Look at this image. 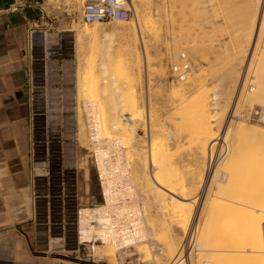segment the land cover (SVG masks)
Wrapping results in <instances>:
<instances>
[{"label": "rangeland", "instance_id": "374dc122", "mask_svg": "<svg viewBox=\"0 0 264 264\" xmlns=\"http://www.w3.org/2000/svg\"><path fill=\"white\" fill-rule=\"evenodd\" d=\"M48 4L51 7H56V8L60 4H63L64 7H66L65 8L66 16L68 14L67 17L64 16L65 17L64 21L60 20L61 18H57L58 19L57 23L63 24L62 27L60 28L63 30H66L62 39L64 41L63 43L64 44V50H63L64 58L63 59L67 62V67H68L67 68L68 70L66 72L68 76L67 87L71 88L75 92V104H74L75 111H74V114L72 112L71 115H75L76 117V124H77V136L76 137H77L78 145L80 148V152L89 161L90 163L89 170L95 178L97 191L95 190V192L91 195H94L97 201L101 203V196L99 193L100 187H99L98 180L96 177L95 168L92 166V163H93L92 155L93 156L95 155L96 157V152L98 155H102V153H105V152L99 153L98 151H96L94 153L95 151L94 143L95 142L91 140L93 132L90 131V128L92 124L94 126L95 125L97 126L98 120L100 119V118L98 119L97 117L102 116L101 118H104L105 121H107V123H105L108 125L106 126L107 129L109 128L112 129V125L110 126V123H113L111 122L112 120L115 119L116 122H118L117 130H115L116 132L113 129L112 131L110 129L107 130V132L108 131L109 133L111 132L109 136L120 138V140H117V141L115 140L116 143H118V141H121L122 138L124 139H127L128 137H129L128 139L132 138V140H123L125 142V147L128 148L129 146V148L128 149L126 148L125 151L122 150L120 147L119 148L113 147L110 141H106L108 143L104 141L103 142L99 141L101 142L99 144V147L101 146L99 151L108 150L110 154H112V151H113L115 152L116 156H119L116 159V164L118 165V168H120L118 173L120 174L126 173V174L123 175V177L118 176V178L120 180L126 178L127 184L129 186V190L111 193L110 196L108 194L106 197H111L112 195H114L121 199L125 198L126 203H127V209L133 214L136 211L138 212V213H135L136 215L135 214L133 215V218L137 220L134 222L136 223L137 228L140 230L138 233H141L142 231L141 234L144 235V240H142L143 242H140V244L145 245L146 247L150 248L149 249L150 253L147 252L148 253L147 255L142 256L144 255L142 254L143 250H138L139 246H137V243L135 242L137 240L131 242L129 241L131 239L128 238L127 240L129 242H127V240H124V241H126L129 244H127L126 242L122 244L121 242L120 243L121 245L120 244L118 245L115 243H118L117 241H121L122 239L119 236L118 240L115 239L113 242L109 241V243H113L112 245L107 244V243L100 244L99 242H96L93 244L92 248L90 249V244L88 245L84 244L83 246H79V250L78 252H76L75 251L76 245L71 240H68L66 241V243H64L62 248L70 250V251H74L73 254L75 255V257L74 259L70 257H66L64 260L71 264L72 263L73 264H121L122 260H123V264H139L140 262H149L150 264H172L171 263L172 259L174 261V259L176 260L178 258V254H179L178 250L180 249V246L182 245V243L188 240L187 238L189 237L190 233L193 235V241L195 239L196 243L197 241L199 243V240L202 239L201 233L203 237L208 238L207 233L208 235H210L209 231L211 232L213 225L214 227L216 226L219 227L218 223H216L215 221L211 222L212 216L214 215V213H216L219 210V209L217 210L216 207L213 208V206L216 203H218L219 200H217L216 202L215 201L212 202V199H213L212 194L214 195L213 192L218 193L217 189H215V186H217V184H220V182L216 181L217 179L216 177H214L213 179H211L210 177H207L208 174L206 173V165H207L206 164V155H207L206 152L208 150L210 142L212 141V139L208 140L205 137V135L207 136L210 134V132L208 131V127H207L209 125L208 123H210L209 130L213 132L214 137L215 136L216 137L219 136L221 138L225 137V140L227 142L229 141L231 142L230 144L229 143L228 144H229V148H231V151H233L234 153L232 154L231 159L235 162V165L238 162L237 166L239 164L241 168V164L243 165L247 163L248 166L250 164L249 166L250 168H248V171L250 169V172H249L250 175L247 173L250 177L245 173L244 167H243L244 170L242 171L243 172L242 177H244V173L250 179L253 177L252 180H250L248 177L245 176L244 182L242 181L243 179L241 180L243 184H241L240 182L239 184H236V187L229 188L231 186L226 185V188H225V186H222L227 191L231 189V192L229 191L228 193L227 191L224 190V193H223V190H221V193L224 194V196H219V197H222L224 201V203H221L223 204L221 208L223 209L224 205L225 207L226 205H228L229 207H234L233 204L236 205V203H233V202L238 201L237 198L241 197L240 194L244 193V191H248L250 193L249 189L245 190L246 188L251 189V187H248L249 185L252 186V188L254 189L256 188V191L258 190L257 189L258 186L259 188H261L260 186L264 185L263 178H262L263 181L260 178L261 183L259 182L260 180H258L259 172H256V174L254 173L255 171H257V169L258 171L260 170L259 167L257 168L253 167L254 165L259 166V163H257V160L259 158L255 156L254 154L253 155L255 157H253V155L251 154L252 158H251V155L249 157V159H251L249 160L250 163H248V159H246L245 161V154H243V152L241 151L242 145H243L241 143L242 140L238 139L237 137H234L235 141H232V134L228 133L227 135V130H226L228 126L240 124L246 127L249 126V127L260 128L264 131L263 126L256 125L253 123H249V124L244 123L241 120L237 119L235 115H232L231 117L235 104H237L235 110H239V108H242V107L251 108L254 106H263L262 103L257 104L254 101L255 97L253 96V98H251V96L256 95L255 93L259 91L258 90L259 88L255 87L257 85L255 84L256 82H254L255 79L253 78V75H254L253 70L255 67L254 64L257 62L256 61L257 58L256 60H254L255 57H257L256 55H260L259 53L264 52V48H262V45L264 44V40L262 37H264L263 36L264 34H261L262 37H260L259 40L257 41L256 29L254 28V30H251L252 29L251 25H252V22L254 21L252 19L253 17L255 18V25H256V22L259 16H261L262 19L264 20V12H263L264 11V0H159V1L158 0H143L142 4H143V8L145 12L142 10L143 9L142 4H140L141 6L140 8L142 9H140L139 7H136V9L139 8L143 16L146 14L145 19L147 18L149 21L148 20H144V21L145 23L147 21L149 23L147 25V28L145 27L146 25L143 26L144 25L143 24L141 25L142 27L141 26L139 27L140 30H136V34H137L136 43L137 44L135 48L138 53V58L134 57L133 55L132 56L126 55L125 57V55L123 56V55L114 53L109 58L110 63H108L105 74H102L103 76H100L101 74H99L101 70H98L99 68H96L95 77H94L96 84L94 87H92L94 88V90L92 88H89V90L91 89V91L88 92L89 94H93L91 96H95L94 103L96 107L93 103V105H91L90 108L88 105L84 104V101L82 99H77L76 97L75 69L77 66H79L82 63V61L78 62L76 58L74 36L72 32L68 31L69 28L75 29L77 27L78 29H80L83 25L79 22V18L77 15L80 1L79 0H50ZM137 4H139V2L137 3V0H136L135 5L137 6ZM156 5H158V7L159 6L161 7L159 8L160 11L156 7ZM44 9H46V4L44 5ZM157 11L161 13H158ZM261 11H262V15L260 14ZM154 15L157 17H155ZM148 16H151V18L149 19ZM181 16H183V18ZM134 17H135V14L134 12H132L131 17L129 19L134 21L136 19V18L134 19ZM130 20H127L126 22H123V23L125 24L129 22ZM150 20H151V23H150ZM101 24L103 25L104 28L106 26L105 29H111V27L112 28L116 27V29H119L120 31V26H119L120 23H118L119 25L117 23H101ZM117 26L119 28H117ZM148 27L152 29H148ZM145 29H147V31H145ZM72 31L74 32V30ZM139 31H142V32H139ZM251 31H252L251 33L252 36L248 35L250 34ZM263 33H264V30H263ZM121 43H122V47L126 45V44H123V42L119 39L114 40L113 42L114 51L115 50L117 51V49L120 48L119 46L121 45ZM253 45H256L257 47L255 48V46L253 47ZM253 48L256 50H254ZM181 54H185L184 56L190 64L189 67L191 70H189L190 72H189V76L187 79H191L192 81L195 82L196 85L191 86V87H185V91L184 93L182 92L183 93L182 96L179 98H175L176 101L174 100V102L176 103L172 104L171 102H169L171 101L169 100V98H172V92L176 88H178L181 84L185 83V81L184 82L172 81L169 68H170V64L178 61V58ZM252 56L254 59L253 61H250ZM250 62H251V65L249 64ZM82 65L84 64H81V67H83ZM232 77H234V79L236 80L235 81L236 83L233 81L234 79ZM228 78L231 79L232 82H234L235 84L232 82L229 83ZM228 83L233 84V85H231L230 87V85H227ZM114 84L115 86H113ZM197 84L199 85L197 86ZM248 88L251 89V91H249ZM101 89H105L104 93L102 92ZM226 91H229V92H226ZM127 92L131 93V95H132V92L134 94L132 95L135 97V100H136V106L134 110H137L138 114L140 113L139 117L142 116L141 118L138 117L137 118L138 120L135 119L133 115L131 116L130 112L126 111L127 108L129 109V107H127V104L125 105L122 103V106H121L122 101L119 98V95H123V96L125 95L128 97L130 94L127 95ZM240 92L242 93L240 94ZM238 95L240 96V98H238ZM244 95L246 97H244ZM86 96H89V95H86ZM192 97L198 98V100L197 98H194L196 99V102H199L200 100L202 101L203 99L202 103L200 102L199 104L200 105L202 104L204 106V109H206L205 110L206 112L204 114L205 119L207 117L208 118L210 117L209 122L208 120L207 121L205 120L207 126H204V130H203V131H206L205 130V127H206L209 133L206 131V133L202 135L203 137L201 136L203 139L200 137L201 133L203 132H201L199 136L198 134H196L198 138L193 136V134L190 132V129H191V131L194 133L195 130H193V128L195 129L198 128L199 127L198 124L202 122V119H200L202 117L200 115H197L196 117H199L201 122L198 118L195 117L196 120H198V122L191 121L192 124L191 122L189 123L188 122L189 120H193L191 114H190L191 119L189 118V120H184L186 122H181V120H183L182 116H185L187 114L185 111L186 114L182 115V113H184L183 109L186 110L187 108V111L191 110L190 105L194 104V103L191 104L190 102L193 99ZM224 97H229L228 98L229 105H225L224 100H226V98ZM242 97L245 99L243 100ZM110 98H113V99H110ZM182 98L186 101L182 102ZM237 99H240V100H237ZM251 99L252 100L254 99V100L252 101ZM187 100L190 102L189 103L190 105H187L188 103ZM222 101H224L223 102L224 104L222 103ZM183 103H186L185 104L187 105L186 108H184L185 105H183ZM242 103H243V106H241ZM220 105L221 107L223 106L226 107L225 112L222 113L220 111L221 109V107H219ZM181 106L183 108H180ZM97 107H99V110ZM89 109H91V113H89L90 112ZM149 110H150V113H149ZM179 111L181 112L182 116L179 115L180 113ZM190 112H192V110ZM151 113L153 114L151 115ZM170 113L173 114L174 116L171 115ZM87 114L88 116L91 115V117L88 118ZM195 115L196 114L194 113L193 117ZM90 118L92 119L93 123ZM170 119L171 121H169ZM130 120H133V122L129 126L128 123H130L129 122ZM109 121L110 123H108ZM187 122L189 123L190 126L188 125ZM205 122H204V125H205ZM183 123L184 124L186 123V124L184 125ZM193 123H197L196 124L197 126L195 125L196 126L195 127ZM181 124H182V127L184 128L183 130L179 128ZM129 127L134 131L132 134H129V132L127 133V131H129L130 129ZM150 128L153 132L150 130ZM183 131L185 132L183 133ZM148 132H150L151 134ZM210 135L207 137L210 138ZM216 137L215 138L211 137V138L215 140ZM151 138L152 140L154 138L158 140L162 138L161 139L162 142H160V140L159 142L164 144V146L160 143H157L158 142L157 140H156V144H160L164 149L160 147L159 145L154 146L152 140L150 141ZM155 139L153 140L154 142H155ZM205 139L207 141H205ZM151 144H153L152 146L153 148L151 147ZM136 146L139 148H137ZM154 147L156 149H158L159 147L160 148L156 150ZM134 148L140 149L142 151L137 152L138 153L137 154L134 151ZM149 149L151 150V152H154V150L155 152L152 154L149 152L150 151ZM160 150L166 153V155L167 153L171 154V158H172L170 159L171 167H174L175 169L178 170V172H180V175H179L180 177L179 176H178L179 178L177 177V179H179L180 181L176 179L174 180V183L178 186H175L173 183V186L175 187L174 188L175 191L179 189V191H177L178 193L174 191V195L177 194L175 198L179 202L173 201L172 202L173 208L175 207V209L178 210V209H181V207L184 206V204L186 205L188 203L186 205V208L188 209L187 213L181 209L182 211H179V210L176 211L177 213L179 212L178 213L179 215L177 214L176 216L174 215V213H176L174 211L175 209H173L172 210L173 215L171 213L168 216L165 215L166 213L162 212L160 206L158 207L159 203L157 202V200L155 201L154 192H153V189L151 188L152 187L151 184L150 186H148V184L146 183L143 184L145 171H144V168L142 167L143 166L142 162L146 160V162L148 161L149 163L151 160L154 161L155 159L157 160H159V158L161 159L162 152ZM156 151H159V153L160 152L161 153L160 154L158 152L156 153ZM236 151L240 155H236L235 153ZM239 151H241L242 154L241 152L239 153ZM139 153H142L143 156L139 155ZM148 154L149 155L152 154L153 156H149ZM156 154L161 155V156H158ZM151 157L152 158L154 157V159H152ZM148 158H150L151 160H149ZM252 159L256 161L257 164H255L254 161L252 162ZM232 160H231V163L234 164ZM224 161L221 163L220 169L225 174H227L232 170V166L224 164ZM153 165L156 168L157 163L155 162ZM236 169H238V167ZM246 178L248 180H246ZM256 178L258 181H256ZM209 179H211L212 181H210ZM249 180H250V183L249 185H247L248 183L246 181H249ZM177 187L178 189H176ZM179 187L182 190L181 192H180ZM170 194L171 192L164 193L165 196L168 195L164 198H166V200L168 198V200L170 201V198H169L171 197ZM180 195H181V198H180ZM133 196H135V198ZM249 196L250 195L247 194V196H245L244 198L247 197L246 199L249 200L248 199ZM253 196H255V194H253ZM252 197H249V198H252ZM242 198H243V195H242ZM230 205H233V206H230ZM211 207L212 209L210 210ZM210 211H212L211 214H209ZM183 213L186 215H184ZM83 215H86V212H83ZM164 216L165 217L167 216L168 218L167 217L165 218ZM96 217L97 216H95L94 218L92 217L88 220V221L92 220L93 224L92 223L88 224V222L86 221L85 227H91L92 228L91 230L95 231L94 226L96 225L95 224ZM223 220L224 219L221 218V221ZM230 225H233V224L230 223ZM70 227L72 228V226ZM205 229L207 233L203 232L205 231ZM203 233H206V235H204ZM91 235L99 238L97 234L94 232H91ZM92 238L90 237L89 240H91ZM120 248H124L123 259L118 258L120 254L117 256V253L119 252ZM106 249L113 250L114 252L113 257L106 258V257H98L96 255L97 253L103 250H106ZM168 250L171 252V253L169 252L171 254L170 257L168 256L169 254L167 252ZM228 260L229 258L227 259L224 258V262L222 261L223 264H227L225 262H228ZM204 261L206 264L207 262L208 264H210L209 253H207L206 251L205 252L201 251V248L200 250H197L195 247V249L190 253L189 264H203L202 262ZM219 264H222V263L220 262Z\"/></svg>", "mask_w": 264, "mask_h": 264}, {"label": "crops", "instance_id": "0c3cea01", "mask_svg": "<svg viewBox=\"0 0 264 264\" xmlns=\"http://www.w3.org/2000/svg\"><path fill=\"white\" fill-rule=\"evenodd\" d=\"M49 1L40 0L39 20L37 8L13 13L0 0V264H71L64 259L74 251L62 246L76 245V204L97 191L71 115L66 30L57 23L66 7Z\"/></svg>", "mask_w": 264, "mask_h": 264}, {"label": "bare ground", "instance_id": "6f19581e", "mask_svg": "<svg viewBox=\"0 0 264 264\" xmlns=\"http://www.w3.org/2000/svg\"><path fill=\"white\" fill-rule=\"evenodd\" d=\"M159 1V0H158ZM135 2H136V0H131V4H132V12H134V14H135V17H134V21L133 20H130L129 22H127V23H123V22H120V31H119V29H116V27H114V28H112L111 27V29H105L106 28V26H105V28L103 27V25L101 24V23H94V24H92L91 26L89 25V26H87V25H82V27L80 28V29H78L77 27L74 29H72V30H74V32H75V46H76V58H77V60H78V62H81L82 61V63L81 64H84V65H82L83 67H81V64L77 67V76H78V79H77V88H78V92H79V96H80V99H82L83 101H84V104H86V105H88L89 106V108L91 107V105H93V103H94V97L95 96H91V95H93V94H89L88 92L89 91H91V89L89 90V88H92V87H94L95 86V80H94V77H95V72H96V68H99L98 70H101V72L99 73V74H101L100 76H103L102 74H105V72H106V69H107V66H108V63H110L109 62V58L112 56V54H114V53H117V54H119V55H125V57H126V55H128V56H134V57H137L138 58V53H137V51H136V38H137V34H136V30H140L139 29V27L141 26V25H143V26H145L146 28H147V25H148V19L146 18L145 19V17H146V14L143 16V14L141 13V11H140V9H142L143 8V4H142V2H143V0H137V3L139 2V4H137V6L135 5ZM147 2V1H146ZM149 3V2H148ZM140 4H142V8H140L141 6H140ZM146 4V3H145ZM257 4V3H256ZM160 5V4H159ZM155 6V5H154ZM194 6V5H193ZM136 7H139V8H137L136 9ZM150 7V6H149ZM156 7L159 9V8H161L160 6L158 7V5H156ZM164 7H166V6H164ZM153 8V7H152ZM151 9V8H150ZM154 9V8H153ZM143 11H144V8L142 9ZM263 10V9H262ZM151 11V10H150ZM159 11H160V9H159ZM159 11H157L158 13H161V12H159ZM145 12V11H144ZM148 12V11H147ZM154 12H156V11H154ZM264 12V11H263ZM152 14V13H151ZM153 14H155V13H153ZM170 14V13H169ZM180 14V13H179ZM202 14V13H201ZM261 15H262V11H261V13H260ZM147 15H148V13H147ZM181 15V14H180ZM256 15V14H255ZM155 16V15H154ZM185 16V15H184ZM257 16V15H256ZM155 17H157V16H155ZM179 17V16H178ZM182 18H183V16H181ZM260 17L261 16H259V18H258V20H257V22H256V25H255V18L253 17L252 19L254 20L253 22H252V25H251V30H254V28L256 29V32H257V41L259 40V38L260 37H262L261 36V34H264L263 33V30H264V20L262 19V17H261V19H260ZM148 18L150 19L151 18V16H148ZM144 20H148L146 23H145V21ZM151 20H153V19H151ZM151 20H150V23H151ZM176 20V19H175ZM153 22V21H152ZM251 23V22H250ZM115 26V25H114ZM250 26V25H249ZM72 27H74V26H72ZM142 27V26H141ZM144 27V28H145ZM117 28H119L118 26H117ZM154 28V27H153ZM250 28V27H249ZM148 29H152V28H149L148 27ZM144 30V29H143ZM142 30V31H143ZM142 31H139V32H142ZM145 31H147V29H145ZM144 33V32H143ZM251 33H252V31L250 32V34H248V35H251ZM142 34V33H141ZM252 36V35H251ZM250 36V37H251ZM264 36V35H263ZM250 37H248V38H250ZM247 38V37H246ZM263 38V40H264V37H262ZM115 39H119V40H121L122 42H123V44H126L124 47H122V43H121V45L119 46L120 48H115V49H117V51L115 50L114 51V47H113V42H114V40ZM250 40V39H249ZM246 41V40H245ZM256 41V42H257ZM257 45V44H256ZM256 45H253V47L255 46V48L257 47ZM264 46V44L262 45V48H264L263 47ZM117 47V46H116ZM239 49V48H238ZM254 49V48H253ZM254 50H256V49H254ZM139 51V50H138ZM260 55H256L257 57H255V59L253 58V56L251 57V60L250 61H253V59L254 60H256V58H257V62L254 64V75H253V78L255 79V81L254 82H256L255 84L257 85V86H255V87H257V88H259L258 90V92H256L255 94L256 95H252L251 96V98H253V96L255 97L253 100L257 103V104H259V103H262L263 104V106H261V107H264V52H261V53H259ZM185 54H181L180 56H179V58H178V61L177 62H175V63H178L179 62V60H182V62H184V63H186L187 64V67H188V73H186V75H184V77H182L180 80H176V81H178V82H184L185 81V83H183V84H181L178 88H176L173 92H172V98H169V100H171V101H169V102H171L172 104H174V103H176V102H174V100H175V98H179V97H181L182 96V94L184 93V91H185V87H191V86H195L196 84H195V82L194 81H192L191 79H187L188 78V76H189V70H191L190 69V67H189V62H188V60L185 58V56H184ZM242 55V54H241ZM184 56V58L183 59H180V57H183ZM120 57V56H119ZM124 57V58H125ZM174 57V56H173ZM114 58V57H113ZM130 59V58H129ZM135 59V58H134ZM234 59V58H233ZM136 61V60H135ZM139 61V60H138ZM254 63V62H253ZM250 65H251V62L249 63ZM174 65H178V64H174ZM231 67V66H230ZM249 68V67H248ZM115 69V68H114ZM236 69V68H235ZM97 70V71H98ZM109 70V69H108ZM120 70V69H119ZM122 71V70H121ZM116 72V71H115ZM119 73V72H118ZM191 75H193V74H191ZM105 76V75H104ZM115 76V75H114ZM193 77V76H192ZM233 79H234V77H232ZM97 79V78H96ZM229 79V78H228ZM187 80V81H186ZM231 79H229V83L230 82H232V80L230 81ZM234 82L236 81L235 79L233 80ZM228 82V81H227ZM234 82H232V83H234ZM227 84V85H230V87H231V85H233V84ZM236 83V82H235ZM234 83V84H235ZM111 84V83H110ZM243 84V83H242ZM199 84H197V86H198ZM203 85V84H202ZM201 85V86H202ZM97 86V85H96ZM112 86V85H111ZM113 86H115V84L113 85ZM226 88H228V87H226ZM93 90H94V88H92ZM96 89V88H95ZM188 89V88H187ZM198 89V88H197ZM249 89V88H248ZM102 90V92L104 93V91H105V89H101ZM114 90H115V88H114ZM225 90V89H224ZM247 90V89H246ZM253 90V89H252ZM233 91V90H232ZM249 91H251V90H249ZM102 92H101V94H102ZM113 92H115V91H113ZM183 92V93H182ZM226 92H229V91H226ZM225 92V93H226ZM231 92V91H230ZM242 92H240V94H241ZM82 94V95H81ZM128 94H130L128 97L127 96H123V95H119V98L121 99V106H122V103L123 104H127V107H129V109L127 108L126 109V111L127 112H130V115L132 116L133 115V117L135 118V119H137L139 116H140V113L138 114V111L137 110H134L135 109V106H136V100H135V97L134 96H132V95H134L133 94V92H132V95H131V93H129V92H127V95ZM232 94V93H231ZM230 94V95H231ZM239 94V95H240ZM245 94V93H244ZM86 95H89V96H86ZM226 95V94H225ZM228 95H229V93H228ZM227 95V96H228ZM238 95V98H240V96ZM247 95V94H246ZM84 96H86V97H84ZM117 96V95H116ZM196 96V95H195ZM222 96V95H221ZM243 96V95H242ZM93 97V98H92ZM185 97V96H184ZM198 97V96H197ZM197 97H194V98H197ZM230 97V96H229ZM229 97H224V98H226V100H224V99H222V100H224V101H222V103L224 102L225 103V105H229ZM244 97H246L245 95H244ZM193 98V97H192ZM193 98V99H194ZM200 98V97H199ZM243 98V97H242ZM110 99H113V98H110ZM167 99V98H166ZM191 100L190 102H191V104H193V105H190L189 103V101H188V103H187V105H190L191 106V110H192V112H190L191 110H188L187 111V108H186V106L187 105H185L186 103H183V105H185V107L184 108H186V110L185 109H183V112L184 113H182V115L184 114H186L185 116H182L181 115V112L180 111H182V110H180L179 112V115H181L182 117H183V120H181L182 119V117H181V119H179V120H181V122H186V121H184V120H189V118L191 119V115H192V118H193V120H189L188 122L190 123L191 121H197L198 122V120H196V118H198L199 119V117H196L197 115H200L202 118H200V119H202V122H201V120H200V124H198L199 125V127L198 128H193V130H195L194 131V133L191 131V129H190V132L193 134V136H195L196 138H198L197 137V135L196 134H198V136H199V134L201 133V132H203V133H201V135H200V137L203 135V134H205L206 133V131H207V128L205 127V130L206 131H203L204 130V126H207V124H206V122H205V120L207 121L208 120V122H209V118L207 119H205V110L206 109H204V106L201 104H199L200 102L202 103V101H203V99H202V101L200 100L199 102H196V99H194V100ZM245 98H243V100H244ZM250 99V98H249ZM173 100V101H172ZM197 100H198V98H197ZM216 100V99H215ZM237 100H240V99H237ZM242 100V99H241ZM252 100V99H251ZM252 100V101H253ZM176 101V100H175ZM184 101H186V100H184L183 98H182V102H184ZM194 101V102H193ZM206 101V100H205ZM220 101V100H219ZM196 102V103H195ZM215 102V101H214ZM218 102V101H217ZM236 102H238V101H236ZM170 103V104H171ZM223 103V104H224ZM243 103H244V101H243ZM243 103L241 104V106H243ZM113 104V103H112ZM180 104H182V103H180ZM216 104V103H215ZM94 105H95V103H94ZM219 105V104H218ZM222 105V104H221ZM221 105L219 106V107H221ZM236 105L237 104H235V107H234V110L232 111V114H231V117H232V115H236L235 113H237V110H235V108H236ZM169 106V105H168ZM180 107V108H183V107ZM189 106V107H190ZM214 106V105H213ZM95 107H96V105H95ZM113 107V106H112ZM207 107V106H206ZM218 107V108H219ZM225 106H223V107H221V109H220V111L223 113V112H225L226 110V107L224 108ZM240 107V106H239ZM238 107V108H239ZM98 108V110H99V107H97ZM96 109V108H95ZM123 109V108H122ZM154 109V108H153ZM168 109V108H167ZM88 110V109H87ZM94 110V109H93ZM124 110V109H123ZM170 110V109H169ZM219 110V109H218ZM89 113H91V109H89ZM185 111H186V113H185ZM219 111V112H220ZM103 112V111H102ZM100 113V112H99ZM149 113H150V110H149ZM196 114L194 117H193V114ZM92 114H94V113H92ZM118 114V113H117ZM129 114V113H128ZM153 113H151V115H152ZM167 114V113H166ZM171 114V113H170ZM191 114V115H190ZM90 115V114H89ZM103 115V114H102ZM122 115V114H121ZM147 115H148V113H147ZM171 115H173V114H171ZM189 117H188V116ZM93 116V115H92ZM101 116V115H100ZM174 116V115H173ZM89 117H91V115L89 116ZM97 117V116H96ZM102 117V116H101ZM101 117H97L99 120H98V125L95 127L93 124L91 125V128H90V131H92L93 133V135H92V137H91V140H93L95 143H94V146H95V151H94V153L96 152V151H98L99 153H101V152H105V153H102V155H98L97 154V152H96V158H97V162H98V166L100 167V169L102 168L103 169V167H105V165H104V160H109L108 161V164H109V167H110V169H111V172H113L112 173V179H114V180H120L119 178H118V176H120V177H123V175H125L126 173H122V174H120V173H118L119 172V170H120V168H118V165L116 164V159L119 157V156H116V154H115V152H113L112 151V154H110L109 153V151L108 150H105V151H99L100 150V148H101V146L99 147V144L101 143V142H99V141H104V142H106V141H110V143L112 144V146L113 147H120L122 150H126V148L127 147H125V142L123 141V140H132V138L131 139H124V138H122L121 139V141H118V143H116L115 142V140L117 141V140H120V138H118V137H112V136H109L110 134H111V132L109 133V131L107 132V130H109V129H107V127L106 126H108L107 124H105V123H107V121H105V119L104 118H101ZM142 117V116H141ZM141 117H139V118H141ZM180 117V116H179ZM196 117V118H195ZM214 117V116H213ZM154 118V117H153ZM186 118V119H185ZM194 118H195V120H194ZM91 119V118H90ZM132 119V118H131ZM212 119V118H211ZM218 119V118H217ZM138 120V119H137ZM222 120V119H221ZM220 120V121H221ZM235 120V119H234ZM80 121V120H79ZM91 121H92V119H91ZM100 121V122H99ZM168 121V120H167ZM169 121H171V119L169 120ZM219 121V122H220ZM111 122H113V123H110V121L108 122V123H110V126L112 125V129L115 131V130H117V124H118V122H116V120L114 119V120H112ZM130 123H128L129 124V126L132 124V122H133V120H130L129 121ZM174 122V121H173ZM179 122V121H178ZM187 122V123H188ZM204 122H205V125H204ZM92 123H93V121H92ZM96 123V122H95ZM156 123V122H155ZM189 123H188V125H189ZM245 123V122H244ZM174 124V123H173ZM184 124V123H183ZM186 124V123H185ZM184 124V125H185ZM191 124H192V122H191ZM197 123H193V125L195 126ZM201 124H202V126H201ZM209 125H210V123H208ZM249 124V123H248ZM175 125V124H174ZM177 125V124H176ZM209 125L207 126L208 127V131L210 132V134H211V132L212 131H210L209 129ZM230 125H231V123H230ZM148 126V125H147ZM178 126V125H177ZM180 126V125H179ZM190 126V125H189ZM188 126V127H189ZM197 126V125H196ZM195 126V127H196ZM201 126V127H200ZM149 127V126H148ZM185 127V126H184ZM130 128V127H129ZM151 128H153V127H151ZM151 128H150V130H151ZM176 128H178V127H176ZM181 130H183L184 128L182 127V124H181V126L179 127ZM187 128V127H186ZM191 128V127H190ZM83 129V128H82ZM112 129H110L111 131H112ZM144 129V128H143ZM146 129V128H145ZM179 129V130H180ZM156 130V129H155ZM176 130V129H175ZM178 130V131H179ZM180 130V131H181ZM227 130V135H228V133H231L232 134V141H235L234 140V137H237L238 139H240V140H242L241 141V143L243 144L242 145V149H241V151L243 152V154H245V161H246V159H248V163H250L249 162V160H251V159H249V157H250V155L252 154H254L255 156H257L259 159L257 160V163H259V166H255L254 164H252V165H254L253 167H259V171H258V169H257V171H255L254 173L256 174V172H259L258 174H259V179L258 180H260L259 182L261 183V179L263 178L264 179V131L262 130V129H260V128H256V127H246V126H242V125H240V124H236V125H232V126H228V128L226 129ZM84 131V130H83ZM149 131V130H148ZM152 131V130H151ZM150 131V132H151ZM160 131V130H159ZM207 131V132H208ZM116 132V131H115ZM120 132V131H119ZM129 132V134H132L134 131L130 128L129 129V131H127V133ZM150 132H148V133H150ZM153 132V131H152ZM185 131H183V133H184ZM208 132V133H209ZM155 133V132H154ZM151 134V133H150ZM149 134V135H150ZM179 134V133H178ZM190 134V133H189ZM191 134V135H192ZM209 134V135H210ZM159 135V134H158ZM209 135H207V136H209ZM151 136V135H150ZM149 136V137H150ZM154 136V135H153ZM206 135H205V137L209 140V139H212V141L210 142V141H208V142H210V144H209V147H208V150H207V152H206V173L208 174V176L207 177H210L211 179H213L214 177H216L217 179H216V181H218V182H220V184H217V186H215V189H217V191H218V193H216V192H213L214 193V195L212 194V197H213V199H212V202H216L217 200H219V202L218 203H214L215 205L213 206V208H217V212L216 213H214V215L212 216V220H211V222L212 221H215L216 223H218V225H219V227L218 226H216V227H214V225H213V228L215 229H213L212 227V230H211V232L209 231V233H210V235H208V233H207V231H206V229H205V231H203V232H206L207 233V236H208V238L207 237H203V235H202V233H201V236H202V239L201 240H199V243H198V241H197V243H196V241H195V239H194V241H193V245H192V249H191V252L195 249V247H196V249L197 250H200V248H201V251H206L207 253H209V255H210V264H219L220 262L223 264V262H224V258H229V260H228V262H225V263H230V264H264V242H263V239H262V235H261V229H262V224L264 223V185H262V186H260L261 188H259V186H258V190L256 191V188L254 189V188H252V186H250L249 185V183H250V180H252V178L250 179L249 177V172H250V169H249V171H248V168H250L249 166H250V164H249V166H248V164L247 163H245V161H244V163L245 164H241V168H240V166H239V164H238V166H237V163H236V165H235V162L231 159L232 158V154H234L233 153V151H231V148H229V144L231 143L230 141L229 142H227L226 140H225V137L224 138H221V137H216V139L215 140H213V138H215L214 136H213V132H212V134L210 135V138H208ZM84 137V136H83ZM126 137V136H125ZM175 137V136H174ZM203 137V136H202ZM201 137V138H202ZM211 137H213V138H211ZM85 138V137H84ZM193 138V137H192ZM147 139V138H146ZM155 139V138H154ZM153 139V140H154ZM162 139V138H161ZM161 139H159L160 140V142H162L161 141ZM171 139V138H170ZM203 139V138H202ZM152 140V138L150 139V141ZM152 140V142H153V144H154V146H160V147H162L160 144H162V143H160L159 142V140L158 139H155V142ZM156 140L158 141L157 143H160V144H156ZM197 140V139H196ZM195 140V141H196ZM231 140V139H230ZM205 141H207L206 139H205ZM113 142H115V143H113ZM132 142V141H131ZM130 142V143H131ZM207 142V143H208ZM106 143H108V142H106ZM135 143V142H134ZM150 143V142H149ZM176 143V142H175ZM204 143V142H203ZM229 143V144H228ZM126 144H128V143H126ZM145 144V143H144ZM153 144H151V147L153 146ZM93 145V144H92ZM163 146H164V144H162ZM84 146V145H83ZM93 146V147H94ZM146 146V145H145ZM144 146V147H145ZM103 147V146H102ZM132 147V146H131ZM137 147V146H136ZM141 147V146H140ZM147 147V146H146ZM159 147V148H160ZM128 148H129V146H128ZM127 148V149H128ZM137 148H139V147H137ZM150 148V147H149ZM153 148V147H152ZM152 148H151V150H152ZM155 148V147H154ZM158 148V149H159ZM163 148V147H162ZM161 148V149H162ZM165 148H166V146H165ZM106 149V148H105ZM132 149V148H131ZM145 149V148H144ZM156 149V148H155ZM158 149H156V150H158ZM164 149V148H163ZM150 150V149H149ZM151 150L149 151L150 153H154L155 152V150H154V152H151ZM134 151L137 153V152H140V151H142V150H140V149H135L134 148ZM161 152H162V150H160ZM238 151V150H237ZM237 151L235 152L236 153V155H240V154H238L237 153ZM241 151H239V153L241 152ZM143 152H144V150H143ZM142 152V153H143ZM159 153V151H156V153ZM160 152V153H161ZM242 152H241V154H242ZM135 153V154H136ZM142 153H139V155H142L143 156V154ZM159 153V154H160ZM134 154V153H133ZM138 154V153H137ZM152 154H148L149 156H153ZM163 154H165V155H163ZM125 155V154H124ZM145 155V154H144ZM156 155H158V154H156ZM170 156V158H169V156ZM252 155H251V158H252ZM253 155V157H255ZM129 156V155H128ZM158 156H161V155H158ZM157 156V157H158ZM235 156V155H234ZM112 157V158H111ZM136 157V156H135ZM146 157V156H145ZM144 157V158H145ZM169 159H168V158ZM176 157V156H175ZM152 158V157H151ZM156 158V157H155ZM234 158V157H233ZM244 158V157H243ZM129 159V158H128ZM149 160H151L150 158H148ZM152 159H154V157L152 158ZM170 159H172L171 158V154H168L167 153V155H166V153H164V152H162V156H161V159L159 158V160H157V159H155L154 161L153 160H151L149 163H148V161L146 162V160L144 161V162H142V167L144 168V171H145V176H144V183L143 184H148V186H150V184H151V188L153 189V192H154V197H155V201L157 200V202L159 203V205H158V203H157V205H158V207L160 206V208H161V210H162V212H164V213H166L165 215H170V213L172 214V210L173 209H175V207L173 208V205H172V202L173 201H176V202H179V201H177V199L175 198V196L177 195L176 193H178L177 191H179V189H178V187L176 188V189H178L177 191H175V187L173 186V183H174V180L176 179V180H178V181H180L179 179H177V177L180 175V172H178V170L177 169H175L174 167H171V163H170ZM142 160V159H141ZM140 160V161H141ZM225 160V161H224ZM231 160L234 162V164H232L231 163ZM241 160H243V159H241ZM256 160V159H255ZM260 160V161H259ZM122 161V160H121ZM224 161V164H227V165H231L232 166V170L229 172V173H227V174H225L221 169H220V165H221V163ZM254 160L252 159V162H253ZM259 161V162H258ZM157 163V166H156V168H155V166L153 165L154 163ZM255 162V164H257L256 163V161H254ZM174 163V162H173ZM261 163V164H260ZM247 164V165H246ZM120 165H122V164H120ZM147 165H148V167H147ZM251 165V166H252ZM261 165V166H260ZM173 166V165H172ZM238 167V169H236ZM245 168V170H244V168ZM243 168V169H242ZM252 168V167H251ZM242 169V170H241ZM253 169V168H252ZM245 171V173L249 176H247V175H245V173H244V177H242V174H243V172L242 171ZM254 170H256V169H254ZM248 171V172H247ZM150 175V177H149V175ZM129 175V174H128ZM254 175V174H253ZM212 176V177H211ZM245 176L246 177H248L250 180L249 181H246L248 184L247 185H249L248 187H251V189L250 188H246L245 190H247V189H249L250 190V193L248 192V191H244V193H242V194H240L241 195V197H238L237 199H238V201L236 202V201H234L233 203H236V205L235 204H233L234 205V207H229L228 205H226V207H225V205L223 206L224 208L222 209L221 207H222V205L223 204H221V203H224V201H223V199H222V197H219V196H224V187H222V186H225V188H226V185H228V186H231V187H229V188H232V187H236V184H239L240 182H241V184H243L242 183V181L244 182V178H245ZM251 176H252V174H251ZM180 177V176H179ZM178 177V178H179ZM257 177V178H258ZM132 178V177H131ZM257 178H256V181H258L257 180ZM261 178V179H260ZM211 179H209L210 181H212ZM243 179V180H242ZM263 179H262V181H263ZM130 180V179H129ZM242 180V181H241ZM246 180H248L247 178H246ZM110 183V181L109 182H107V184H109ZM178 183H180V182H178ZM263 183V182H262ZM223 184V185H222ZM246 184V183H245ZM264 184V183H263ZM174 185L175 186H178V185H176L175 183H174ZM180 185V184H179ZM182 185V184H181ZM235 185V186H234ZM185 186V185H184ZM254 187V186H253ZM255 187H256V185H255ZM263 187V188H262ZM150 188V187H149ZM180 188V187H179ZM181 188H182V186H181ZM181 188H180V192L182 191L181 190ZM221 188H223V189H221ZM242 189V188H241ZM254 189V190H253ZM221 190H223V193H221ZM174 191L176 192L175 194L176 195H174ZM225 191H227V190H225ZM229 191L231 192V189H229ZM229 191H227L228 193H229ZM170 193L171 192V194H170V196L171 197H169L170 198V201L168 200V198H167V200H168V202H167V200H166V198H164V197H166V196H168V195H164V193ZM227 192H226V194H227ZM252 192V193H251ZM223 194V195H222ZM247 194H249L250 196L249 197H252L253 196V194H255V196H253L252 198H249L248 197V199L249 200H247L246 198H244L245 196H247ZM108 194L107 193H105V196H107ZM182 195V194H181ZM181 195H180V198H181ZM242 195H243V198H242ZM114 196V195H113ZM178 196H179V194H178ZM134 198H135V196H133ZM183 198V197H182ZM134 200V199H133ZM185 201H186V199H185ZM134 202V201H133ZM132 202V203H133ZM177 204V203H176ZM175 204V205H176ZM179 204V203H178ZM182 204H183V202H182ZM182 204H180V205H182ZM188 204V203H187ZM186 204V205H187ZM212 204V203H211ZM157 205H156V207H157ZM186 205L184 204V206H182L181 207V209L184 211V212H186L187 213V211H188V209L186 208ZM233 205H230V206H233ZM178 206V205H177ZM176 206V207H177ZM228 206V207H227ZM181 209H178L179 211H182ZM212 209V207L210 208V210ZM149 210V209H148ZM178 210H174L175 212L176 211H178ZM189 210H191V209H189ZM216 210V209H215ZM135 211V210H134ZM83 212H86V215H83ZM161 212V213H162ZM135 213H138L137 211L135 212ZM134 213V214H135ZM174 213V212H173ZM179 213V212H178ZM177 212L176 213H174V215H176L177 216V214H178ZM212 213V211H210L209 212V214H211ZM133 214V213H132ZM133 214V215H134ZM184 214V213H183ZM136 215V214H135ZM137 215H139V214H137ZM173 215V214H172ZM171 215V216H172ZM179 215V214H178ZM181 215H182V213H181ZM184 215H186V214H184ZM99 216V217H98ZM95 219V231L93 230H91L92 228L91 227H85V225H86V221L88 222V220L90 219V217H89V212L87 211V210H84V211H82L81 213H80V217H79V228H78V233H79V239L80 240H89L90 239V236H91V232H94V233H96L97 234V236L99 237V238H101V240H102V243L103 244H113V243H109V239H108V237H109V233H108V231H105V229L106 228H103V227H101V225L105 222V220L103 219V217L101 216V215H98ZM166 216V217H167ZM165 217V216H164ZM165 217V218H166ZM185 217V216H184ZM183 217V218H184ZM188 217V216H187ZM168 218V217H167ZM217 218V219H216ZM221 218H223L224 220L223 221H221ZM185 219V218H184ZM135 221H137L136 219H134ZM177 221V220H176ZM218 221V222H217ZM230 223L231 224H233V225H230ZM158 224V223H157ZM160 225V224H159ZM151 227V226H150ZM232 227H233V229H232ZM157 229V228H156ZM209 229V228H208ZM153 230V229H152ZM136 232H134L132 235H131V237H130V239L131 240H129V241H135V240H137V241H135L136 243H137V246H139L138 247V250H143V253L142 254H144V255H142V256H145V255H147L148 253H150V251H149V247H146L145 245H142V244H140V242H143L142 240H144V235L143 234H141L142 233V231H141V233H138L140 230L138 229V228H136V230H135ZM155 231V230H154ZM148 233H150V232H148ZM154 233V232H153ZM206 233H203L204 235H206ZM195 234V233H194ZM193 236V235H192ZM150 237V236H149ZM88 238V239H87ZM154 238V237H153ZM200 238V237H199ZM206 240H205V239ZM150 239V238H149ZM128 240H127V242H129ZM113 242V241H112ZM116 242V241H115ZM126 242V243H127ZM115 244H120V243H115ZM127 244H129V243H127ZM127 244H125V245H127ZM138 244H140V245H138ZM145 244V243H144ZM197 244V245H196ZM121 245V244H120ZM152 245V244H151ZM150 245V246H151ZM148 246V245H147ZM98 248V247H97ZM166 248H168V247H166ZM170 248V247H169ZM206 250H205V249ZM203 249V250H202ZM95 251V250H94ZM165 251V250H164ZM148 252V253H147ZM168 253L170 252L169 250L167 251ZM200 252V251H199ZM92 253H94V252H92ZM166 253V252H165ZM171 253V252H170ZM168 254V256L170 257L171 256V254ZM113 254H114V252H113V250L112 249H106V250H103V251H101V252H99V253H97L96 255L98 256V257H113ZM141 254V253H140ZM173 254V253H172ZM176 255V254H175ZM173 256V255H172ZM178 256H179V254H178ZM196 257H197V255H196ZM165 258H166V256H165ZM174 258V257H173ZM223 259V260H222ZM189 260H190V258H189ZM197 260H198V258H197ZM178 261V258L175 260L174 259V261H173V259H172V264H175L176 262ZM223 261V262H222ZM226 261V260H225ZM203 264H206L205 263V261L204 262H202ZM178 264H182V263H178ZM207 264H208V262H207Z\"/></svg>", "mask_w": 264, "mask_h": 264}, {"label": "built area", "instance_id": "2783aa9c", "mask_svg": "<svg viewBox=\"0 0 264 264\" xmlns=\"http://www.w3.org/2000/svg\"><path fill=\"white\" fill-rule=\"evenodd\" d=\"M80 5L78 9L79 22L83 25H92L94 23H120L126 22L131 17L132 4L131 0H79ZM39 10V20H42L44 16L42 3L40 0H11L7 11L9 12H21L25 9ZM68 16V15H67ZM180 57V59H183ZM178 64V65H174ZM170 76L172 81L180 80L186 73H188L187 64L179 60L178 63L170 64ZM251 90V89H249ZM235 117L245 123H253L264 127V107L254 106L251 108L242 107L237 110ZM92 166L95 168L96 177L100 187L101 203L97 201L94 195H87L85 200L76 204L75 218L72 222V226L75 228L76 233V249L78 252L79 246L84 244H90V249L96 242L102 243L101 238L90 236L91 240H80L79 239V217L80 213L84 210L90 212L89 217L94 218L95 216L101 215L105 222L101 227L106 228L105 231L109 233V241L118 240L119 236L122 238L118 243L124 244L128 238L135 232L137 225L134 222L133 214L127 209L126 199H121L117 196L106 197L105 193L110 194L124 190H129L127 180H114L112 179L111 169L108 161L104 160L103 169L98 166L97 158L93 156ZM107 184V182H109ZM93 224V221H88V224ZM116 225V227H115ZM261 235L264 242V223L262 224ZM188 240L182 243L178 250L179 256L178 261L175 264H189L190 253L193 245V236L190 233ZM124 248H120L117 253L118 258L124 256ZM121 261V260H120ZM123 264V260L121 261ZM139 264H150L149 262H140Z\"/></svg>", "mask_w": 264, "mask_h": 264}]
</instances>
